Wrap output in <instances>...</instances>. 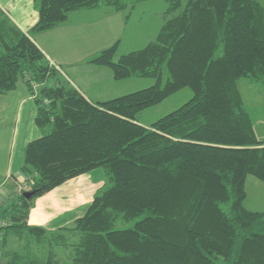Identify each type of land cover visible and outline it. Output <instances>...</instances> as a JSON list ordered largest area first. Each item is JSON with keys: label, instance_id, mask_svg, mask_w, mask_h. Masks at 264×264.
Instances as JSON below:
<instances>
[{"label": "trees", "instance_id": "trees-1", "mask_svg": "<svg viewBox=\"0 0 264 264\" xmlns=\"http://www.w3.org/2000/svg\"><path fill=\"white\" fill-rule=\"evenodd\" d=\"M142 1L34 0L28 32L0 9V93L23 79L44 131L25 148L28 189L0 205V264H62L60 245L72 247L67 264H264V211L245 205L247 177L264 182V140L239 87L246 78L264 88L262 2L168 0L154 40L120 53L119 39L90 58L115 79L156 80L103 101L66 80L36 42L76 11ZM184 87L188 101L140 123V111ZM100 167L104 183L71 226L29 224L37 195ZM12 235L26 244L7 247Z\"/></svg>", "mask_w": 264, "mask_h": 264}, {"label": "crops", "instance_id": "crops-1", "mask_svg": "<svg viewBox=\"0 0 264 264\" xmlns=\"http://www.w3.org/2000/svg\"><path fill=\"white\" fill-rule=\"evenodd\" d=\"M259 1L264 4L262 0ZM0 9L4 10L26 32L30 31L39 19V12L34 0H0ZM97 9L100 10V8ZM107 13L110 12H107L105 9L101 10L99 14L93 16L96 19L90 21V25L97 23L99 20V27L105 30L108 36V33L110 31L113 32V30L109 26L104 27L103 20ZM80 20V18H70L54 29L36 33V42L46 52L50 60L59 65L60 68L66 65L69 70H74L77 67L74 65L76 62L74 58H84L86 67L90 68L87 72V82H79L76 77H73V74L70 77L64 70L61 71L64 73V78L78 87L90 100L103 101L116 97L117 95H111L110 93V84L107 83V86L104 88L98 86V84L104 81V75H108L112 84L115 83L111 72H107V70H104V67L95 66L94 63L89 61L96 54L94 49L95 42L103 40L104 36L95 26L87 25L86 22ZM119 38H121L122 42L123 38ZM73 41H78V45H72L73 47H71ZM59 51L64 52V54H59ZM66 56L68 59H64ZM25 87H27L26 83ZM27 89L20 90V88H15L8 92L12 95L11 98L8 100L3 97L0 98V122H6V124L0 126L2 128L0 130V198L4 200V195H12L15 192H19L22 184L26 182V177L22 172L25 160V148L31 139L41 136V130L35 121L38 105L29 89L30 94L28 95ZM8 93L6 92L4 95H8ZM13 97L15 107L20 102L16 110L17 115L14 120V129L9 133L8 143L10 149L6 150L7 136L10 128L9 126L7 128L8 119L6 110L8 102L13 100ZM254 128L258 138L264 140V117L255 121ZM10 134L12 136L11 140ZM6 152H8V156H5ZM90 173L74 177L62 186L44 193L36 201L34 200L28 217L29 224L48 227V223L50 224L55 221V225H62L64 219L68 221L71 218L68 217L67 213L63 215L64 212L69 210L77 211L76 215H72V218L76 216V219L81 216L86 209L85 206H88L93 199L94 188L100 187L103 183L92 184L88 176Z\"/></svg>", "mask_w": 264, "mask_h": 264}, {"label": "rangeland", "instance_id": "rangeland-1", "mask_svg": "<svg viewBox=\"0 0 264 264\" xmlns=\"http://www.w3.org/2000/svg\"><path fill=\"white\" fill-rule=\"evenodd\" d=\"M262 1L264 2V0ZM168 6H169L168 0H144L141 3H139L134 9H128L125 11H116V12L111 11L110 13H107L106 16H104V20H103L104 27L106 28L109 26L113 30V32L110 31L108 33V36L106 35V31L99 27L98 25L99 20L97 21V23L90 25L91 24L90 21L96 19L93 18V16L101 12V10L99 9L94 8V9H84V10L76 11L71 14L70 18L72 19L80 18L81 19L80 21L86 22L87 25L95 26L97 30L101 32V34H103L104 39L97 40L95 42L94 49L96 51L95 52L96 54H98L104 48L112 45L115 41L121 39L119 37L123 38L119 46V51L120 53H124L127 51L141 48L144 45H146L148 42L155 39L160 27L162 26L165 20V12ZM78 43H79L78 41H73L71 47L77 46ZM59 54H64V52L59 51ZM64 59H68L67 56L64 57ZM74 59L76 61L74 65L77 66V67L74 66L75 67L74 70H69L66 65H63L61 67V70L62 71L64 70L70 77H72L71 75L73 74V77H76L79 82L81 81L87 82L88 81L87 72L88 70H90V68L86 67L87 65H85L86 61L83 60L84 58H74ZM63 64L65 63L63 62ZM95 66H102V65L95 64ZM102 67H104L105 68L104 70H107V72H111V76H113L112 78L115 83L112 84L110 82L108 75H104L103 76L104 81L98 84V86L104 88L107 86V83L110 84L109 88L111 87L110 88L111 95L118 96L132 91H136L148 87L150 85H153L156 81L155 78L153 77H129L118 80L115 79L113 75V71L110 67L108 66H102ZM62 73L63 72H61V75H64ZM91 76L93 77V75ZM17 86L18 87L16 88H20V90L24 88L27 89V87H25V83L23 79H20L18 81ZM239 87L241 89L247 107L252 111L254 115V120L256 121L259 120V118L264 117V88L252 83L250 80L246 78H242L239 80ZM26 91L29 95L30 94L29 90L27 89ZM4 94L6 93H0V98L3 97L4 99L8 100L12 96L9 93L8 95H4ZM192 96H193V90L190 87H184L178 90L177 92L173 93L162 102L152 105L140 111L138 115V117L141 120L140 123L144 125H150L153 121L180 107L182 104L188 101ZM18 104L15 107L14 97L13 100L8 102L6 115L8 119L7 128L8 126L10 128L7 136L6 150L10 149L8 143L9 133L14 129V120L17 115L16 110ZM2 124L4 125L6 124V122L5 123L0 122V126H2ZM1 129L2 128L0 127V130ZM40 130H41V135L44 134V131L41 128ZM11 138L12 136L10 137V140ZM6 153L5 156L6 155L8 156V152ZM88 176L90 177V182L92 184L102 183V182L104 183L105 175L102 167L95 169ZM100 187L94 188L93 194H95V192ZM246 189H247V197L245 199L246 207L252 210L264 211V182L258 179L254 175H249L246 181ZM4 196H5L4 197L5 200L0 198V205L4 202H7V200L11 198V195H4ZM40 196L41 195H37L34 198V200L36 201ZM86 207L87 206H85V208ZM66 213L68 214V217H71L68 219V221L67 219H64L63 221L64 223L58 226L55 225L56 222L53 221L52 223L47 224L48 228H51L53 230H58L60 228L62 229L64 227L71 226L74 223V219L76 217L75 216L72 218V215H76L77 211L69 210L67 212H64L63 215ZM76 239L77 238L73 236V238H71V241H76ZM24 244H26L25 239H21L20 237L12 235L9 238V243L7 247L17 248ZM57 251H58V257L62 264L72 263L71 255L73 250L70 245H65V246L60 245L57 247Z\"/></svg>", "mask_w": 264, "mask_h": 264}, {"label": "water", "instance_id": "water-1", "mask_svg": "<svg viewBox=\"0 0 264 264\" xmlns=\"http://www.w3.org/2000/svg\"><path fill=\"white\" fill-rule=\"evenodd\" d=\"M34 193H35V191H27V192H25V195L29 198V197H31Z\"/></svg>", "mask_w": 264, "mask_h": 264}, {"label": "built area", "instance_id": "built-area-1", "mask_svg": "<svg viewBox=\"0 0 264 264\" xmlns=\"http://www.w3.org/2000/svg\"><path fill=\"white\" fill-rule=\"evenodd\" d=\"M20 189H21V190H27L28 187H27V185L25 184V185L21 186Z\"/></svg>", "mask_w": 264, "mask_h": 264}]
</instances>
